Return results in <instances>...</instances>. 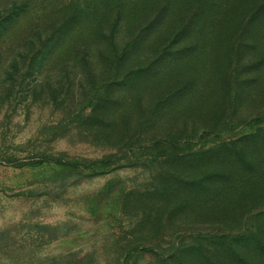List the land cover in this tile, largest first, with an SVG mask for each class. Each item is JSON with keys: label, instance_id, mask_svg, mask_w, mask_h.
Listing matches in <instances>:
<instances>
[{"label": "rangeland", "instance_id": "1", "mask_svg": "<svg viewBox=\"0 0 264 264\" xmlns=\"http://www.w3.org/2000/svg\"><path fill=\"white\" fill-rule=\"evenodd\" d=\"M166 3L0 0V264H264V22L222 88L213 19ZM233 162L255 190L208 204Z\"/></svg>", "mask_w": 264, "mask_h": 264}, {"label": "trees", "instance_id": "2", "mask_svg": "<svg viewBox=\"0 0 264 264\" xmlns=\"http://www.w3.org/2000/svg\"><path fill=\"white\" fill-rule=\"evenodd\" d=\"M164 7H168L174 10L176 19L180 16H183V12L186 11L188 13L187 9H190V7H192V13L187 16L188 19L186 20L185 25L181 27L182 29H186L188 25H191L195 21H201L204 25L209 20V18L213 19L209 23V27H211L212 25L214 26L213 33L215 34V40H217V46L220 45L221 47H219L221 50L220 60L222 64H224L223 68H228L232 65L234 66V68H232V72L227 69V72L223 74H217V84H219L220 87L225 88L227 84L231 83L233 84V88L235 90L240 89L244 85V82L243 79L233 78L235 70H239V67L238 62L234 60L235 56L231 57V55L229 54V48L236 43L235 39L233 38V35L235 34L234 31H236L235 29L247 27L250 24L256 22H264V0H167V3L164 5ZM240 39H244V36H242ZM263 61L264 59L261 60L262 63ZM258 64L259 63L256 62L248 65L245 68L246 72H254V67ZM251 82L257 83L256 77L253 76L250 79L246 80V83ZM185 86L186 85H182L179 89H183ZM230 150H232V153L230 154L231 157V155L235 154V150L233 148H231ZM228 166V168H230L228 172L222 174H209L202 179V189L203 192L208 195L205 199L208 204L211 202L210 198L212 193H219L218 195H226L227 191L240 187L241 185H243V187L241 188L244 189L243 193H241L243 195H247V193L255 190L254 187L252 188L248 186V181H246V178H248L249 173L246 172L243 176L240 175L241 170L243 169L241 162H233ZM222 205L218 204L217 206L219 210L225 209L224 211H220L221 213L223 212V214H228L232 212L230 211L233 207L232 204L228 205L227 203H222ZM260 205H264V197L257 199L255 203L249 205L248 207L243 206L241 208H247L246 210H248V212L250 211L254 213V211H256V209ZM235 211L237 214L243 212L240 210V208H236ZM258 213L264 215V211ZM251 215L252 214L248 216ZM224 216L225 215H223V219H220L221 221L219 220L218 222L223 226L227 225L229 227V233H227L226 235L232 237V235H235L232 233L236 231L238 232V230L241 229L243 226H241V222L235 219V216L230 218ZM238 233L240 234L241 232L239 231ZM261 234L262 236L260 241L258 240V242L255 244L254 252L263 259L264 229ZM246 264L256 263L246 261Z\"/></svg>", "mask_w": 264, "mask_h": 264}]
</instances>
